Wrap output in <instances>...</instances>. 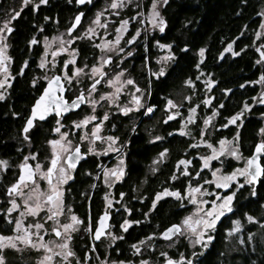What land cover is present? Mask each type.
I'll list each match as a JSON object with an SVG mask.
<instances>
[{"label": "trees", "instance_id": "16d2710c", "mask_svg": "<svg viewBox=\"0 0 264 264\" xmlns=\"http://www.w3.org/2000/svg\"><path fill=\"white\" fill-rule=\"evenodd\" d=\"M141 2L147 4V0H141ZM262 4L264 0H166L161 8V14L164 15L167 26L158 40L170 44L173 55L165 75L152 79L149 84V103L156 105L159 109L160 104L163 103L162 97H166L172 89L178 88L184 80L193 81L197 91L200 92L202 81L199 74L208 75L211 82L214 81L209 86L212 99L207 107L199 103L197 121L192 124L193 129L198 128L202 114L214 108L217 110L218 124L224 123L227 118L239 115L235 123L215 130L214 137L223 135L231 137L237 133L238 143L245 155L251 152L257 140L264 142V132L260 134V129L264 128L261 118L264 114V105L253 104L245 114H242L244 105L249 104L261 88H264V57L260 60L259 52L255 47L262 41L264 42V36L262 39L255 38L261 21L260 7ZM44 15L49 18L57 15L61 20L67 14L50 11H23L20 18L15 21L12 52H28L29 39ZM49 31L46 30V32ZM229 44H231L232 51H225ZM147 47L148 54H150L149 62L152 64V42L150 40ZM200 49H204L203 56L199 53ZM261 49L264 55V46ZM34 90L29 84L28 77L23 76L13 84L12 98L0 101V160L5 159L10 163L0 173V198L5 196V187L16 177V163L30 146L41 151L50 132L51 124L38 125L30 133L31 143L22 137L21 127L28 111L27 106L24 105L27 96ZM157 116L158 113L150 119V121H157V130L165 134L176 133L179 128L178 118L170 119L162 124ZM190 141V137L181 134L166 137L170 159L160 172L150 178L144 188V191H149L151 199L158 191L159 177L164 173L167 181L169 180L174 159L191 158L189 166L191 173L198 167V161L195 158L197 150L190 147ZM137 144L139 141L135 140V148L140 146ZM150 147L151 152L157 151L159 143H154ZM261 163L264 173V154ZM187 178V175L180 174L178 181L171 183L168 181L167 185L170 189L177 188L183 192ZM253 192L255 195L252 194ZM235 193L233 212L221 219L214 232V239L202 253L193 258V264H264L263 243L257 235H253L251 239L248 238L246 232L253 231L255 225L246 224L245 217V213L255 218L263 217L264 174L255 185H243ZM140 206L143 211L147 210L148 206L149 210L151 209L148 219L134 224L125 232L123 237L116 241L109 256L122 260L136 259L138 255L132 253V248L129 247L131 243L136 242L146 233L159 234L162 228L181 219L186 210L185 207L179 209V205L171 197L158 201L154 208L152 204L146 203ZM132 209L134 212L132 218H140L141 213L136 211V204ZM234 220H239L245 229L242 232L243 241L238 252L227 255L228 234L226 229L231 228ZM6 227L3 216L0 215V232L7 231ZM155 239L153 247H145L144 252L142 251L139 256L149 257L153 260L152 262L158 264L163 261L161 244L169 240H164L160 236ZM167 252L171 257H178L180 253L188 256L189 249L183 242H178L174 248L167 249ZM91 254L96 261H101L105 256L102 251H94ZM83 255L82 252L79 253L81 258Z\"/></svg>", "mask_w": 264, "mask_h": 264}, {"label": "flooded vegetation", "instance_id": "af4514ba", "mask_svg": "<svg viewBox=\"0 0 264 264\" xmlns=\"http://www.w3.org/2000/svg\"><path fill=\"white\" fill-rule=\"evenodd\" d=\"M22 1L23 0H0V12L2 9H4V12H15L12 14L11 22L8 25L12 31L9 32L6 30V34L9 36L11 45L14 40L12 36L16 29L15 21L20 18V16L23 14V11H50L55 13H66L67 15L61 20L57 15H53L52 18L44 15L42 21L36 25V30L33 33V36L29 39V41L35 40V43L29 44L28 42V52H12V49L10 48L7 54L4 55L0 53V72L7 73L5 80L1 81L2 83L0 84V95L3 96L0 101H7L9 98H12L13 84L16 80L22 78L23 76L28 77L30 86L36 90H34V92L29 94L26 98V104L24 106H27L28 111L24 117L23 124L30 113L32 104L41 93L46 82L55 75L59 76L63 82L65 87L63 97L66 99V101H70L80 92H83L85 98L84 104L81 105V107L76 111L70 112L66 115L61 114L60 116L53 114L47 116L44 120H35L33 127L25 135L22 134L21 127L22 137L25 139V136H27L28 139H25L27 142L31 141L30 133L35 126L50 125L56 123L57 121L60 123L69 124L72 121L85 116V110L87 108L89 99V85L93 84L96 80L101 81V83L95 85L96 90L98 91L104 80L110 75L113 66H117L123 69L127 74L132 75L135 81L138 82L136 83L137 89L139 91L145 90L147 107H154L152 113L149 112V114L151 113V115H153L159 112L158 120L162 124L166 122L161 119L160 113L163 103L160 104L161 106L158 109L156 105L150 104L148 100L150 87L149 84L152 82V79L157 77L146 74L144 71L146 67L148 69L149 66L153 65V63L150 64L149 62L150 54H148L149 51L147 47L149 40L152 42L151 55L153 57L155 48L153 43H155V41L160 42L158 37L164 33L167 26L164 15L161 14V9L159 15L164 21L163 31H161L159 27L157 29V26H151L146 19L149 0H147V4L138 2L137 4L127 5L118 13V15H110V24H115L117 27L120 25L121 20L130 21L127 25V29L122 31V34L120 35L118 42V44H120V48L115 54L108 55L104 58L106 59L111 57L109 63L103 64V67L101 68V70L104 72L103 76L97 73L91 78L87 77L83 79L82 83L79 85L77 84L76 86L73 83L67 82L65 75L71 73L72 65L74 64L77 66H91L97 61L95 58L98 48L95 47V41L90 42L85 39L79 40L75 46L77 49V55L73 61V59L67 58L66 54L64 53H58L56 56L48 57L47 53L42 52L43 46L41 45V40L44 38V36L50 35L58 28L65 29L68 34H74L81 27V24L85 21V19H87L89 15L101 5L102 0H90L82 5L77 4L76 0H46L45 3H40V0H36V2L35 0H27L26 3L28 4L26 6H22ZM79 12L83 13L81 23L73 32L69 33L67 29L71 25L75 15ZM16 13H19V15H15ZM45 17H47V19H45ZM132 17L136 18L131 19ZM47 29L50 31L46 32ZM133 36H135L136 39L133 40L131 44H129L128 40ZM262 38L263 36L260 37V39ZM97 39L99 40V38ZM160 43L164 44V42ZM263 46L264 42L262 41L257 48L260 60H262L264 57L263 51L261 49ZM170 55H173L171 52V46ZM65 61H70V63L65 64ZM42 62L44 63L43 68L40 67ZM41 71H45L47 76L45 78L41 77L38 79V74ZM166 71L164 72V75ZM33 81H35V83H33ZM162 98V102H164L166 97L163 96ZM118 101L122 103L125 102L124 96L122 94L119 96L117 102ZM116 107L117 104L115 103L114 109L109 114H107L106 119H102L101 116L96 117V119L100 122L97 124H100V132L98 136L101 137V139L93 138L94 143L89 145H87L88 143H83L79 139L75 140L72 149L66 153L68 154L78 146L80 153L83 154L82 159L76 164L74 168L71 169V179L67 180L63 184L62 189V197L65 205L68 207L72 215H75L81 222L74 235H70L71 239L68 240V250L73 252L75 255L73 261L74 264H81V262L83 264H94L95 260L91 254V252L94 251H102L105 253L104 258L113 259L114 257L109 255L111 253V249L115 247L116 241L119 238H122L124 233L127 232L134 224H138L142 220L148 219L150 212L149 206L147 210L143 211L140 205L144 203L148 205L152 204V200L157 192H162L164 188L170 189L167 185L168 181L171 183L173 181H178V178H180V174L177 175V173H179L181 165H178L177 161L181 160V157L173 160L172 173L169 176L168 181L164 173L159 177V182L157 185L158 191L155 192L152 199L150 198L149 191H144L145 185L149 183L150 178L153 175L160 172L162 167L168 163L170 157L168 155V149L166 146V137L177 133H171V135H169L160 132V130H157L155 133H149L145 129V124L150 122V119L152 118L151 115L146 118L147 113L142 111L140 120L135 125H132L129 115H126L125 112L115 110ZM155 136L160 137L161 139L157 140L154 138ZM107 137H113L114 142L109 141ZM135 140L139 141L140 144V146L137 148H135ZM154 143H159V150L151 152L150 146ZM90 145L93 149L91 152L89 151ZM165 149H167V152L163 161H159L157 165L151 166L153 158H157L158 154ZM38 152L41 151H39V149L32 148L31 146L26 150L25 154L20 159L21 163L19 165L16 164L17 174L22 163H30L35 172V165L31 156H33L32 154H37ZM25 157H28L27 161H25ZM121 166L123 167V176L121 179L115 180V178L111 175H109L107 178L105 177V169L114 170ZM154 167L156 169L155 172L152 171ZM174 174L176 176L175 180L171 179ZM15 179L5 187V196L0 198V207L3 202L6 204L7 200L5 199L10 197L6 191L8 186L11 185ZM251 185L253 186L255 184ZM170 190H177L182 194V192L177 188ZM121 193H123V195H121ZM166 198L167 197H163L162 199ZM171 198L176 201L180 209V204L182 202L180 198ZM106 199L107 202L110 203H107ZM135 204L137 205L136 211L141 213L140 218L137 219L132 218L134 213L132 208ZM103 213L108 214V229L106 230V234L104 236L100 237L99 240H95L93 237L97 219ZM0 215L2 214L0 213ZM3 219L7 226V231L0 232V235L12 230V224L10 225L5 217H3ZM126 219L131 222L138 221V223H130L126 230L122 229L121 224ZM181 219H179L177 222L180 223ZM221 219L217 221V226ZM216 228L212 231L213 239ZM109 233H114L116 236H118V239L115 240L113 244L105 243V239ZM149 235L150 233H146V235L143 237ZM132 245L133 244L131 243L129 247L132 248ZM81 252L84 254L82 258L79 256V253ZM87 254H89L88 258H85ZM70 257L65 260L62 256L63 261L61 264H70ZM56 258H60L59 255H53V263ZM79 260L81 261L80 263ZM152 264H156V262Z\"/></svg>", "mask_w": 264, "mask_h": 264}, {"label": "rangeland", "instance_id": "374dc122", "mask_svg": "<svg viewBox=\"0 0 264 264\" xmlns=\"http://www.w3.org/2000/svg\"><path fill=\"white\" fill-rule=\"evenodd\" d=\"M36 2V0H35ZM120 3L124 4V7L127 5H132V4H137L138 2H141V0H119ZM112 3V0H102L101 5L96 8L87 19L81 24V27L74 33V34H68L65 29H56L54 32H52L48 36H44L41 40V45L43 46V53H47L48 57H52V53L56 52L58 53H64L66 54L67 58L73 59V49H75V57L77 55V49H76V43L81 40L85 39L90 42H94L99 45H101L100 48H98L97 53H96V62H94L91 66H77V65H72L71 73L66 74V80L69 83H73L74 85L77 86V84H81L83 79L87 77H92L91 69L92 66L95 64L99 67H103L102 61L103 59L108 56V55H113L116 52H118L120 48V44L116 43L113 44L111 43L112 41L116 40V28L117 26L115 24H110V15H118V13L124 8H117V9H112L108 7ZM165 0H155V7L153 8V0H149L148 3V12L146 14V19L150 23L151 26H156V24L153 23V20L158 21L160 18V9L164 5ZM28 3H26L24 0L22 1V6H26ZM102 10V15L99 19V22L97 24H93L92 21L95 18V15L98 11ZM158 13V16H153L152 13ZM264 12V4L261 5L260 7V13ZM15 12H4V9L0 12V28H4V21L10 20L11 21V16ZM262 20H264V15H261V21L259 23L258 29L255 34V38H260L264 36V25H262ZM9 25V24H8ZM92 28L93 32L91 36H88L86 34V29ZM158 29V27H156ZM7 28H4L3 32H0V49L3 51L0 52L2 54H7L8 51L11 48L9 36L6 34ZM259 33V35H258ZM84 34V35H82ZM73 37H77L79 39H73ZM99 38V40L97 39ZM71 40L72 42L69 44L68 41ZM105 42L107 43V46L105 45ZM163 43L156 42L153 43L154 45V52H153V57H152V63L153 65L149 66L144 69L146 74H150L154 77H159L158 75H154L153 73H158L161 69L166 71V69L170 66L172 56L170 55V47L168 48H161L159 45H162ZM163 45H169V44H163ZM260 45V43H259ZM259 45H256V49L259 47ZM170 46V45H169ZM231 46V44H229ZM228 46V48H229ZM63 48L64 50L61 51L60 49ZM258 50V49H257ZM230 51H232L230 47ZM200 53V51H199ZM114 67V66H113ZM112 67V71L109 76L104 80L103 84L101 87H99V90H95L91 92V95H89L88 103H87V108L85 110L86 114L85 116H82L80 119L74 120L75 122H79L83 118L87 116H94L98 117L101 116L102 119L105 117L106 114H109L115 106V103L117 104V107L115 110L120 111L121 107L128 108L130 109L129 111L125 112L126 115H129L130 121L132 125H135L141 118V112L143 111L144 113L146 112V118H148L151 113L147 112L148 108L154 109V107H147L146 105V93L145 90L139 91L136 87L137 81L132 77V75L127 74L124 72L123 69L115 66L114 68ZM1 68V66H0ZM74 68H81L83 71L79 73L77 76H72V72ZM1 71V70H0ZM121 73L117 77V74ZM202 85H201V91L198 92L196 86L194 85V82L191 81L190 84H185L184 81L180 84L178 88L172 89L168 95L165 98V101L162 104L161 107V119L164 121H168L169 116L173 118H178L179 119V128L176 130L177 134H181L183 131V135H186L191 138L190 145L194 147L197 151L195 154V158L198 161V167L195 169L193 173L189 170L190 163L188 165H181L179 173L177 175L184 173L185 169H187V184H191L193 187L199 186L201 190H207L205 195L201 197L205 201L213 200L216 199L214 195H211L212 192L217 191L216 185L215 184H205L203 181L205 180H213L214 177L212 176V170L219 169L218 176H223L226 174H229L233 171V169L237 168H244L245 163L247 161V155H245L242 151V148L240 144L238 143L237 139V133L234 134L231 137L228 136H220L215 138V130L225 128L224 125L228 126V121L230 118H227V120L222 123L218 124L217 122V110L214 108L208 112H204L201 116V119L199 120V125L198 128L193 129L192 124L196 123L197 121V115H198V105L199 103L203 104V106L207 107L209 103L211 102L212 96L210 95L209 92V86L211 85V79L208 75H203L202 73L199 74ZM7 76V73H1L0 72V84L2 83L1 81H4ZM47 75L45 74V71H41L38 74V79L39 78H45ZM67 77H72L71 80H69ZM108 80H113V84H109ZM127 80H132V84L126 83ZM190 81V80H189ZM117 89H120L117 91ZM202 93V94H201ZM121 94L124 96L125 102H117L119 96ZM103 96V99L101 97ZM133 96H139L140 97V106L136 107L134 106L133 102ZM187 97V99H186ZM255 98V99H254ZM168 100H171L173 102L174 106H168L167 108L165 105L167 104ZM207 100L208 103L205 104L204 101ZM264 100V88L262 87L260 92L255 95L251 102L249 104V107L245 108L244 105V111H242V114H245L246 111L249 110L250 106L253 104H263L260 101ZM91 101H95L96 103H91ZM111 101V102H110ZM200 101V102H199ZM190 109H195L193 113H191V120L189 119L190 117ZM140 112V113H139ZM213 112H215V115H213ZM159 115V112H158ZM151 115V117H153ZM239 115H235L233 117H237ZM158 117V116H157ZM261 118L263 119L264 122V114L261 115ZM208 119V124L205 126L204 120ZM69 124L65 123H54L51 124L50 126V132L47 137V139L44 142V145L42 147L41 152H38L37 154H34V157L31 156L34 165L40 164L41 171L46 172L47 167L50 164L52 155H53V148L56 149L57 154L60 157L59 160V166H63L66 168L65 163L63 162V158L66 155L67 151H70L72 147L74 146L75 140H80L83 143L89 145L94 143V139L92 136V130L94 126L97 123H100L99 120L94 119V120H89L88 123L84 124L82 127H75L73 122ZM54 128H59V132L53 131ZM157 121L153 120L150 122H147L145 124V129L149 133H155L157 132ZM264 129V128H262ZM201 130H203V135L201 134ZM100 132V129H98L96 135H98ZM66 135H62L65 134ZM263 133L261 132L260 129V134ZM86 135L88 138L82 140L81 135ZM182 135V134H181ZM157 137V136H155ZM154 137V138H155ZM49 140H56L59 143L56 145H50L48 143ZM221 140H224L226 143L223 145V151H221V144L219 143ZM28 146V144H26ZM208 145H211L212 147H209ZM91 147V145H90ZM216 150L217 152L220 153V155L212 160H208L207 164L208 166L201 167L202 163H204L203 159L204 157L212 156L213 155V150ZM232 151H235L238 153L239 159L233 157L230 155ZM157 158H153V160H156ZM184 160H191V158H182ZM153 160L151 162V166H154ZM0 161H6V166L3 169H0V173L4 171L10 163L8 160L2 159ZM159 160H157V165ZM21 163V160L16 163L19 165ZM228 164V165H227ZM35 167V166H34ZM199 173V175H198ZM59 173L57 172V175ZM246 177L243 176H237L236 180L230 183V187L233 189L235 192L238 188L235 187L237 183H239L241 186L243 185H250L245 182ZM36 181L39 184V190L44 191L47 188V182L43 180L40 176L36 175ZM55 183V180L53 181ZM42 183V184H41ZM185 186V187H186ZM36 185L28 183V185L22 186L20 188V191L25 194V198L28 197V195L31 193L32 189L35 188ZM63 189V185L61 186ZM221 195H226L228 194V189H220ZM199 196V193H197ZM184 196V191L181 194L180 200L182 201L180 205H184L183 207L186 208L182 218L186 215H188L190 212L193 210V206L189 205L187 202L186 198H183ZM14 199L19 205V209L14 210L12 213H7V209L10 207V200ZM6 204L3 202L1 207H0V213L5 217V215L9 216L11 219H6L8 223L11 225L12 224V229L15 227V219L20 216V213L24 211V205L21 203V197L20 196H10L8 199H5ZM1 204V203H0ZM210 204H205L204 207H210ZM55 211L59 212V215L55 217L54 219H47L48 216L51 215V213L48 212L47 208H42L40 212L36 214V216H31V215H24L21 217V223L25 226L27 231L35 234L37 233V229L35 227L32 228H27L28 225H34L36 223H41L45 227L40 230V233L43 236V241L48 243L49 248L51 249V252L47 253L48 255H52L54 252H62V249L57 247V245L62 244L64 239H67V236L74 235L75 231L79 228V225L76 226L75 231H69L66 235L64 234V230L60 227L61 225L65 223H70L72 213L68 209V207L65 205L62 197V203L58 209H54ZM228 214V213H226ZM262 215L264 218V209L262 211ZM262 218H256V221L254 222H249L247 221L246 224H254L255 228L251 232H246V235H248V238L251 239L253 235H257L261 243H263L264 246V219ZM59 228L62 236L57 238L54 236L53 232L51 231L52 228ZM233 225L231 226V228ZM245 229L243 228V225L240 224V228L238 229L237 232L232 233L231 235H228L227 237V255L230 254H235L238 252V249L240 248V244L243 241V236L242 232ZM212 231L210 230L208 232L209 235H212ZM20 233L18 232H13L12 230H9V232L2 234L3 236H16ZM249 234H252L251 236ZM159 234L157 233H150L149 236L142 237L138 239L136 242L132 243L133 245H136V248L132 247V253L137 254L138 257L136 259L132 258L129 260H122V259H108L104 258L101 259V261H96L94 264H140V261L144 260L147 261L148 264H152L153 260L149 257H143L139 256L141 252L145 250V247H150L152 248V244L155 243V238H157ZM113 237H117L114 233H110L107 238L105 239L106 244H113L115 240ZM34 240L36 239V236L33 235L32 237ZM155 239V240H154ZM195 237L192 234H186V235H177L175 238L167 241V242H162L161 247H163L162 253H165V255H162L163 260L165 259H172V260H179L181 254L184 255V253H180L178 257H171L169 256L167 249L174 248L176 244L179 242H183L189 249L188 256H185V259L181 261V264H187L188 260H193L195 256L198 254L202 253L208 246L211 241L208 242L207 247H202L200 244H195V243H190V241H193ZM140 241H143V243H139ZM18 244V249H12V248H7L4 250V255L8 261V264H37V262L46 254L44 249H37V248H31L27 247L25 245ZM132 245V246H133ZM155 247V246H154ZM136 249H139L137 251ZM195 253V255H193ZM88 255L85 258H88ZM57 256V255H56ZM60 258H56L54 263L52 264H61L63 261L62 255H59ZM74 257L75 255H72L70 257V264H74ZM228 260L230 261V257L228 256ZM53 261V259H52ZM81 261L79 260V263ZM86 262V261H84ZM231 262V261H230ZM229 262V263H230ZM81 264H83L81 262Z\"/></svg>", "mask_w": 264, "mask_h": 264}, {"label": "snow or ice", "instance_id": "6c2138e0", "mask_svg": "<svg viewBox=\"0 0 264 264\" xmlns=\"http://www.w3.org/2000/svg\"><path fill=\"white\" fill-rule=\"evenodd\" d=\"M27 2V0H25ZM46 0H40V3H45ZM166 2V0H165ZM77 4H83L85 3V0H76ZM108 7L112 9H117L124 7V4L120 3L119 0H112V3L108 5ZM155 7V0H153V8ZM102 10L98 11L95 15V18L93 19L92 23L95 25L99 22V19L102 15ZM15 15H19V13H16ZM153 16H158V13L153 12ZM260 15H264V12L260 13ZM81 16L82 14L78 13L76 17L74 18L73 22L71 23V26L67 29L69 33L73 31L77 27L78 24L81 23ZM14 18V17H13ZM136 17H132L131 19H135ZM47 19V17H45ZM10 20L4 21V28H7V31H12L10 27H8V24L10 23ZM129 20H121L120 25L116 28V40L112 41L111 43L116 44L119 42L120 35L122 34V31L127 29V25L129 24ZM153 23L156 24L157 27L161 31L164 30V21L163 19H159L158 21L153 20ZM262 25H264V20H262ZM4 28H0V32L4 31ZM139 31V30H138ZM93 32L92 28L86 29V34L88 36H91ZM84 35V34H82ZM259 35V33H258ZM73 39H79L77 37H73ZM136 37L133 36L131 39L128 40V43L131 44L133 40H135ZM72 41L69 40L68 43L70 44ZM35 43V40L29 41V44ZM108 42H105L104 46H107ZM161 48H168L170 47L169 45H159ZM95 47L100 48L101 45L97 44ZM61 51L64 49L61 48ZM229 48H226L225 51H229ZM3 50L0 49V52ZM200 54L203 56L204 49H200ZM53 56H56L57 53L53 52ZM130 55V53H129ZM223 55V53L221 54ZM233 55H237V53H233ZM75 59V49H73V61ZM111 57H108L106 59H103L102 64H108L109 60ZM70 63V61H65V64ZM40 67H44V63L42 62L40 64ZM83 69L81 68H74L72 72V76H77L79 73H81ZM91 73L93 76H95L97 73H99L101 76L104 75V72L101 70V67L97 65H93L91 69ZM154 75L158 76H163L164 75V70L161 69L158 73H153ZM121 75V73L117 74V77ZM69 80L72 79V77H67ZM60 77L54 76L52 77L51 80H48V87H45L43 90V93L41 96L35 101V103L32 106V114L29 116L27 119L25 126L23 128V132L27 133L30 128L33 127V117H35L38 113L40 112V119H43L45 115H47L49 112H55L57 116H60L63 112H67L69 110V107L71 108H78L81 103H83V96H77L74 100H72L71 104H64L62 103V97H58L54 95L55 89L53 87L54 83L59 82ZM113 80H108L109 84H113ZM35 83V81H33ZM101 83V81L96 80L93 84L89 85V95H91V92L96 90L95 85ZM126 83L132 84V80H127ZM185 84H190L191 81L185 80ZM214 83V81L210 82ZM243 87V85H241ZM120 89H117L119 91ZM61 91H63V87L61 86ZM3 96L0 95V99H2ZM103 99V96L101 97ZM133 102L134 106L139 107L140 106V97L139 96H133ZM187 99V97H186ZM255 99V98H254ZM111 102V101H110ZM261 103H264V100L260 101ZM91 103H96L95 101H91ZM205 104L208 103L207 100L204 101ZM55 105V107H53ZM168 106H174L173 102L171 100H168L167 104L165 107L167 108ZM249 107V105H245V108ZM130 109L128 108H121L120 111L122 112H127ZM152 108H148L147 112H151ZM190 117L189 119L191 120V113L195 111V109H190ZM213 115H215V112H213ZM107 118V114L105 115L104 119ZM172 117L169 116L168 119H171ZM96 117L94 116H87L80 120L79 122H73L74 126L79 128L82 127L84 124L88 123L89 120H94ZM237 117H232L229 119L228 123L232 124L235 123ZM208 119L204 120L205 126L208 124ZM59 123V121H57ZM224 127H227V125H224ZM100 128V124H96L92 130V136L94 139H101L98 135H96L98 129ZM53 131L59 132V128H54ZM261 132H264V129H261ZM183 133V131L181 132ZM201 134L203 135V130H201ZM62 135H66L62 134ZM171 135V133H169ZM88 137L86 135H81V139H87ZM25 139L27 140L28 137L25 136ZM109 141L114 142L113 137H107ZM155 139L159 140L161 139L160 137H155ZM48 143L50 145H56L59 142L56 140H49ZM222 146L221 151H223V145L226 143L224 140H221L219 142ZM209 147H212L211 145H208ZM190 147H192L190 145ZM111 150V149H110ZM89 151H93V149L90 147ZM261 151H264V142L257 143L255 152L253 153V156L250 157L246 163L244 168H237L233 169V171L229 174L223 175V176H218L219 169L212 170V176L214 177L213 180H205L203 183L205 184H215L217 191H214L211 193V195H214L216 199L205 201L201 197L205 195L207 190H201L199 186L193 187L191 184L185 187L184 189V196L183 198L187 199V202L189 205L193 206L192 212H190L188 215L184 216L179 224H172L168 228L164 230L163 233H160V235L165 238L169 239L173 235H186V234H192L195 239L193 241H190V243H195V244H200L202 247H207V244L209 241H212L213 236L209 235L208 232L210 230H214L217 226V221L220 220L222 217H225L226 213H231L233 212V200L236 195V193L233 191V189L230 187V183L235 181L237 176H243L246 177L245 182L248 184H254L256 181V178L258 176H261L262 170H261V164L257 162L256 158V153H259ZM167 152V149L164 151H161L158 154V157L156 160H153V164L155 165L157 163V160L163 161L165 158V154ZM34 157V154H32ZM69 159L65 161L67 167L59 166V157L56 152V149L53 148V155L50 161L49 166L47 167L46 172L41 171L40 164L35 165V175L40 176L43 180L47 182V188L44 191L39 190V184L38 182L34 179L33 175V170L32 168L27 164V163H22L20 165V175L19 177L15 180L14 183L8 186L7 188V194L9 196H20L21 197V203L24 205V211L20 213V216L15 219V227L12 229L13 232H18L20 234L16 236H3L0 235V264H8V261L4 255V250L7 248H12V249H18V244L25 245L27 247L31 248H37V249H44L45 255L37 262V264H52V257L53 255H62L65 260H67L68 257L74 255L73 252L68 250V240L71 239V236H67V239H64L62 244L57 245V247L62 249V252L60 253H53L52 255H48L47 253L51 252V249L49 248L48 243L43 241V236L40 233V230L43 229L45 226L41 223H36L34 225H28L27 228H32L35 227L37 229V233L33 234L25 228V226L21 223V217L24 215H31V216H36L38 212L42 208H47L48 212L51 213L50 216L47 217V219H54L59 215L58 211H55L54 209H58L62 203V196H63V190H62V185L69 179H71V169L74 168L75 161L80 158V151L79 147L77 146L76 150L74 152H69ZM220 155L219 152H217L215 149L213 150V155L204 157L202 158L204 163H202L201 167H207V161L212 160L217 158ZM233 157L239 159L238 153L235 151H232L230 153ZM28 160V157H25V161ZM6 161H0V169H3L6 166ZM190 163L189 160H184L181 159L177 161L178 165H188ZM122 165V161H121ZM153 172L156 171L155 167L152 169ZM57 172L59 173L57 175ZM105 177H109L111 175L112 177L115 178V180L121 179L123 176V167H119L118 169L114 170H109L105 169L104 170ZM182 175H187V169H185L184 173H181ZM199 175V173H198ZM171 179L175 180L176 176L175 174L171 177ZM55 180V183L53 182ZM114 182V181H113ZM28 183L36 185L35 188L32 189L31 193L28 195L27 198H25V194L20 191V188L22 186H27ZM110 186V185H109ZM235 187L240 188L241 185L237 183ZM220 189H228V194L226 195H221ZM199 193V196L197 195ZM255 195V192L252 193ZM123 195V193H121ZM163 197H175V198H181V193L177 190H170L168 188H164L162 192H157L155 197L152 200V207L157 206V202L162 200ZM107 202V199H106ZM110 203V202H107ZM205 204H210V207H204ZM184 205L182 204L181 207ZM20 205L14 200H10V207L7 209V213H12L14 210L19 209ZM264 207V205H262ZM127 211V209H126ZM151 211V209H150ZM147 215V214H145ZM245 217L247 221L249 222H254L256 221V218L248 215L245 213ZM5 219H11L9 216L5 215ZM107 219V214L100 216L99 221L97 222L95 234H94V239L99 240L100 237L104 234L103 228H106L107 225L105 223ZM71 222L70 223H65L61 225L60 227L64 230V234L66 235L70 230L75 231L76 226H78L81 222L80 220L75 216L72 215L70 218ZM130 223H138L137 222H131L129 220H125L121 224L122 229H127L128 225ZM233 227L230 229H226V232L228 235H231L232 233H235L238 231L240 228V222L239 220H234L232 221ZM52 232L55 233L57 237H61L62 233L59 228H52ZM110 234V233H109ZM33 235L36 236V239L34 240L32 237ZM250 236L252 234H249ZM113 239H117V237H113ZM139 243H143V241H140ZM133 248H136V245L132 246ZM139 251V249H136ZM162 255H165V253H162ZM195 255V253H193ZM185 259L184 255L181 254L179 260H172V259H166L165 264H181V261ZM123 264V262H121ZM140 264H148L147 261H140ZM187 264H193L191 260L187 261Z\"/></svg>", "mask_w": 264, "mask_h": 264}, {"label": "water", "instance_id": "95a60500", "mask_svg": "<svg viewBox=\"0 0 264 264\" xmlns=\"http://www.w3.org/2000/svg\"><path fill=\"white\" fill-rule=\"evenodd\" d=\"M87 1H90V0H85V2H87ZM83 4H84V3H83ZM79 5H82V4H79ZM79 13L83 15L82 12H79ZM76 15H77V14H76ZM76 15H75V17H76ZM75 17H74V18H75ZM81 19H82V16H81ZM73 20H74V19H73ZM72 22H73V21H72ZM78 25H79V24H78ZM78 25H77V26H78ZM70 26H71V25H70ZM70 26H69V27H70ZM75 29H76V28H75ZM75 29H73V31H74ZM73 31H72V32H73ZM55 76H57V75H55ZM53 77H54V76H53ZM58 77H59V76H58ZM51 79H52V77H51L49 80H51ZM61 86L63 87V91H61ZM45 87H48V81L46 82L44 88H45ZM53 87H54V89H55L54 95H55V96H58V97H62V98H63V99H62V103H64V104H69V105H70L71 102H72V100H74L77 96H81V95H82L83 98H84L83 92H80L78 95H76L75 97H73V99H71L70 101H66V99L63 97V94H64V92H65V87H64L63 82L61 81V79H59V82H58V83H54ZM44 88L42 89L41 93L38 95V97L36 98V100L41 96V94L43 93ZM36 100H35V101H36ZM35 101H34V103H35ZM84 101H85V98H84V100H83V103H81L80 106H79L78 108H71V107H69V110H68L67 112H63L62 115H66V114H68V113H70V112H73V111L78 110V109L81 107V105L84 104ZM34 103H33V104H34ZM33 104H32V106H33ZM32 106H31V108H30V113H29L27 119H28L29 116L32 114V111H31V110H32ZM53 107H55V105H53ZM53 114L56 115L55 112H49L47 115L44 116L43 119H40V112L38 111L37 115H36L35 117H33V125H34L35 120H37V119H39V120H44L47 116H49V115H53ZM56 116H57V115H56ZM27 119L25 120V122H24V124H23V126H22V130H23L24 126H25V123H26ZM30 129H31V128H30ZM30 129H29V130H30ZM22 134L25 135L26 133L22 131ZM261 142H263V141H262V140H257V141L254 143L251 152H250L249 155L247 156V160H248L250 157L253 156V153L255 152V148H256L257 143H261ZM75 150H76V148H75L73 151H71V152H74ZM79 151H80V149H79ZM263 154H264V151H261V152H259V153H256L257 162L261 164V170H262V173H263V166H262V163H261V158H262ZM58 157H59V156H58ZM82 157H83V154L81 153L80 158L77 159V160L75 161V165H76V164L82 159ZM67 159H69V155H68V154H66V156H65V158H64V162H65ZM27 164L32 168V170H33V175H34V179H35V172H34V169H33L32 165H31L30 163H27ZM19 175H20V167H19V171H18V174H17V176H16V179L19 177ZM261 176H262V175H261ZM261 176H258V177L256 178V181H255L254 184L257 183V181L260 179ZM16 179H15V180H16ZM14 182H15V181H14ZM14 182H13V183H14ZM6 192H7V191H6ZM105 214H106V213H103V214H101L100 216L105 215ZM100 216L98 217L97 222L99 221ZM108 221H109V220H108V214H107V219H106V221H105L107 227H106V228H103V232H104V234H103L102 236H104V235L106 234V230L108 229V223H109ZM172 224H179V223H178V222L170 223L169 225H167V226H165L164 228H162V229L160 230V233H163L164 230H165L166 228H168V227H169L170 225H172ZM96 226H97V224H96ZM95 230H96V227H95ZM95 230H94V234H95ZM54 234H55V233H54ZM177 235H178V234H177ZM55 236H56V235H55ZM102 236H101V237H102ZM175 236H176V235H173V236H171L169 239H166V240H171V239H173ZM160 237L163 238L161 235H160ZM163 239H165V238H163ZM95 240H96V239H95ZM165 260H166V259H165ZM165 260H163L160 264H165Z\"/></svg>", "mask_w": 264, "mask_h": 264}]
</instances>
